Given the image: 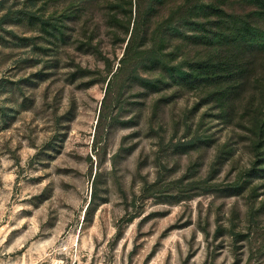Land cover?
Returning <instances> with one entry per match:
<instances>
[{
  "label": "rangeland",
  "instance_id": "rangeland-1",
  "mask_svg": "<svg viewBox=\"0 0 264 264\" xmlns=\"http://www.w3.org/2000/svg\"><path fill=\"white\" fill-rule=\"evenodd\" d=\"M2 1L6 9L0 16L9 9L12 16L28 11L45 19L67 4L63 0ZM97 5L83 19L89 20L90 28L99 26L94 42L115 70L124 44L113 43L104 26L106 9ZM36 25L13 20L6 26L13 34L0 33V264H264V255L257 253L264 236V209L258 204L264 201V181L255 182L260 188L252 209L246 196L202 195L178 204H160L156 193L143 197L145 181L151 184L159 174L165 182L169 175L180 178L199 155L204 156L199 177L205 176L212 150L176 156L167 149L158 154V137L162 135L166 146L174 135L171 115L182 118V110L192 105L193 98L179 99L172 110L164 111L166 133L155 137L147 125L150 101L134 96L131 89L126 103L132 112L124 111L120 120L133 117L137 107L145 104L140 123L98 131L106 85L82 88L81 81L69 83L72 65L60 64L51 71L39 63L29 67L26 60L48 57H40L37 50L34 54L31 46L17 45L13 37L35 38L38 46L50 47V55L56 50L63 62L91 71L90 78L105 76V65L72 48L57 50ZM79 34L77 30L72 39L80 38ZM39 71L48 74L46 80L20 89L17 83L22 79L37 82L32 75ZM72 103L73 119L67 121L62 116ZM162 123H153V130L158 131L159 124L162 128ZM206 124L204 128L212 126L209 133L214 138L223 141L230 135L229 128ZM183 134L181 129L175 136ZM235 156L237 167L247 166V154L239 150ZM158 164L166 168H157ZM234 173L225 165L217 181H230ZM94 191L104 203L88 213ZM172 194L162 188L158 196L168 199ZM233 225L234 232L243 236L239 241L229 236Z\"/></svg>",
  "mask_w": 264,
  "mask_h": 264
},
{
  "label": "trees",
  "instance_id": "trees-1",
  "mask_svg": "<svg viewBox=\"0 0 264 264\" xmlns=\"http://www.w3.org/2000/svg\"><path fill=\"white\" fill-rule=\"evenodd\" d=\"M63 1L67 2L66 6L46 19L28 11H21L16 17L20 13L17 11L12 16L8 9L0 16V33L12 35L13 32L6 30V26L13 20H27L31 27L38 24L39 31L53 40L50 44L57 50L72 48L102 61L106 75L100 76L99 80L90 78L94 75L91 71L63 62L56 50L50 55V47L38 46L35 38L13 37L17 45L22 43L24 48L31 46L34 54L37 50L41 52L40 57H48L47 60H26L29 67L39 63L43 64V70L51 71L58 70L60 64L65 67L72 65L74 70L68 73L69 83L81 81L82 88L100 82L106 85L97 120L98 131L113 129L117 125L132 128L140 123L141 113L147 109L145 104H140L143 108L137 107L133 117L120 120L121 113L132 112L131 104L126 103V94L131 89L136 92L134 96L150 101L147 125L148 132L155 137L159 132L166 133L162 123L164 111L172 110L179 99L193 98L192 105L182 110V118L171 115L174 135L166 146L163 145L162 135L158 137V154L167 149L176 156L203 154L212 150L205 176L199 177L204 165V156L199 155L180 178L171 179L169 175V180L165 182L164 175L159 174L153 183L145 181L143 197L156 193L158 203L178 204L202 195L221 198L246 196L247 207L252 209L260 188L255 182L264 181V0ZM4 3L0 0V12L6 9ZM97 4L106 9L104 26L110 32L113 43L124 44L115 70L102 54L99 43L94 42L99 26L90 28L89 20L83 19L87 10ZM75 23L79 24L78 28ZM77 30L80 38L76 35L72 39ZM0 40H3L1 34ZM47 75L39 71L32 75L37 82L27 77L17 84L21 85L20 89L35 86L46 80ZM86 78L89 80H83ZM73 111L72 103L62 118L71 121ZM4 112L2 110V116ZM159 121L163 130L159 124L160 131L155 132L152 125ZM207 121L229 128L230 135L223 141L214 138L209 133L212 126L204 128ZM181 129L184 134L176 138ZM239 150L250 159L243 169L236 166L235 155L239 154ZM225 165H230L235 173L230 176V181L218 182L217 177ZM156 167L166 168L164 164ZM162 188L174 191V194L168 199L158 196ZM96 195L95 191L91 195L86 208L88 213L104 203ZM258 204L259 209H264V201ZM235 228L231 226L228 233L239 241L243 236L234 232ZM257 253L264 255V236Z\"/></svg>",
  "mask_w": 264,
  "mask_h": 264
}]
</instances>
